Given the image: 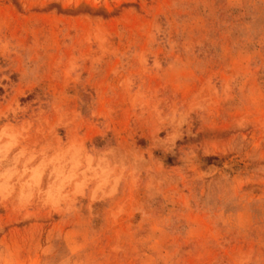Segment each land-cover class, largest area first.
I'll list each match as a JSON object with an SVG mask.
<instances>
[{"label":"rangeland","instance_id":"obj_1","mask_svg":"<svg viewBox=\"0 0 264 264\" xmlns=\"http://www.w3.org/2000/svg\"><path fill=\"white\" fill-rule=\"evenodd\" d=\"M0 264H264V0H0Z\"/></svg>","mask_w":264,"mask_h":264}]
</instances>
